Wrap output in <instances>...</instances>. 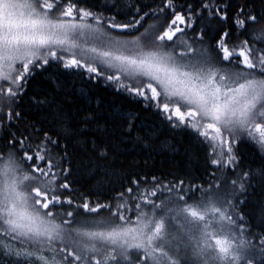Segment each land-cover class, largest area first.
<instances>
[{"label": "trees", "instance_id": "trees-1", "mask_svg": "<svg viewBox=\"0 0 264 264\" xmlns=\"http://www.w3.org/2000/svg\"><path fill=\"white\" fill-rule=\"evenodd\" d=\"M68 2L59 0L58 6ZM71 3L93 13L89 17L92 21L125 39L141 37L154 24L158 25L157 34H161L179 13L186 23L180 25L184 31L177 38L184 37L208 62V52L223 59L218 41L225 30L230 33L229 48L239 50L247 40L255 56L264 52V38L254 39L255 34L264 31V0H172V6L167 8L164 6L168 0H71ZM221 16L226 19L221 20ZM250 16L257 20L248 21L245 28L234 24L236 18ZM111 24H135V27L113 28ZM39 65L31 68L14 98L4 97L0 92V173L10 164L21 190L29 192L55 177L49 187L55 188L62 203L50 206L53 215L46 219L70 227L106 215L110 219L108 228L132 222L140 210L154 215L173 202L202 203L216 195V199L223 198L222 202L230 206L237 232L252 246L251 255L255 252V259L250 260L251 264H264V146L246 131L225 132L232 151L228 153L224 146L221 154L220 147L213 151L211 143L191 127L174 126L154 102L146 106L148 102L143 98L130 95L119 87V82L106 79V75L115 73L95 76L84 69H66L64 61L52 58ZM256 73L264 78L258 68ZM0 84L4 89L9 87L4 82ZM9 112L13 114L11 119ZM41 145L46 148L42 153L45 160L25 158L26 154L34 156ZM228 156L235 159L228 163ZM213 160L220 163L213 164ZM50 163L52 171L48 177L23 180L26 175L39 176L33 172L34 166L47 171ZM3 182L4 175L0 174V186ZM64 183L69 185L67 189L59 187ZM154 190L156 195H150ZM144 197L152 203H145ZM85 203L99 206L98 211L86 212L82 207ZM121 204L124 207L118 208ZM154 204L164 207L154 209ZM117 211L127 220L121 221L119 214L114 216ZM68 212L73 215L69 217ZM65 220L70 223L65 225ZM63 249L0 236V264H41L36 259L40 255L50 264H82L67 257L70 248ZM20 251L36 255L17 256L15 253ZM91 257L99 259L102 255ZM137 258L134 254V259L131 255L119 264H137ZM193 262L186 259L181 264ZM83 264L94 261L85 260Z\"/></svg>", "mask_w": 264, "mask_h": 264}, {"label": "snow or ice", "instance_id": "snow-or-ice-1", "mask_svg": "<svg viewBox=\"0 0 264 264\" xmlns=\"http://www.w3.org/2000/svg\"><path fill=\"white\" fill-rule=\"evenodd\" d=\"M58 4L59 0H0V82L9 83L7 89L0 84V92L4 97L14 98L17 95L21 82L31 72V66H40L37 61L47 64L49 57L60 59L64 61L66 69H84L90 74L101 76L105 73L98 70L96 61H99L103 68L116 71L115 75H106L107 80L119 82V87L130 95L142 97L148 102L146 106H151L154 102L157 110L173 122L174 126L191 127L211 143L213 151L220 147L223 154V148L227 146V152L231 153V146L224 133L231 134L236 130L246 131L249 137L264 146V78H255L253 72L224 73L218 68L207 66V58L202 53L197 54L198 50L191 46L186 52L180 53V57L186 59L178 60L172 54L159 51L160 48L167 47L165 41L175 42L177 34L184 31L180 27L186 23L183 15L175 14L161 34L148 30L142 33L143 46L141 37H138L133 41L116 42L110 50H100L97 47L83 48L69 39V34L76 33L77 30H80V35H83L84 29L97 31L92 25L83 23L93 13L77 8L71 0L62 10L58 8ZM171 6L172 0H168L164 7ZM54 9L59 13V18H52L55 15ZM77 16L81 21L79 23L75 22ZM65 17L71 19H64ZM220 18L226 19L224 16ZM256 20L255 16L236 18L234 24L238 28H245L248 21ZM139 23L140 21H136V24ZM110 27L129 28L135 27V24H111ZM229 36L230 33L225 30L218 41L223 60L232 63L233 57H237V64H242L246 69L258 68L264 73V52L255 56L254 49L249 47L247 40L239 50L229 48ZM262 38L264 31L254 36V39ZM54 46L70 53V57L66 59L58 56ZM145 47L153 50L145 51ZM77 48L80 49L79 53L73 51ZM129 48L133 49L132 54H125V49ZM122 77L130 82H123ZM12 115L9 112L8 118L11 119ZM15 115L18 116L19 113ZM45 151V146L41 145L34 156L26 154L25 158L29 161H43L45 155L42 153ZM234 159V156H228V163ZM212 163L219 164L220 161L213 160ZM10 168V164L6 165L0 174L7 176ZM51 171V163L47 171L34 166L33 172L39 173V176L26 175L23 180L36 181L40 177H48ZM54 180L55 177L41 182L32 187L30 192L21 190L15 180H4L0 186V236L38 244L47 242L48 245L63 238L62 226L46 219L53 215L50 206L62 203L55 188L49 187ZM235 183L233 181L234 185ZM59 187L67 189L69 185L64 183ZM128 191L132 192V189ZM150 195L155 196L156 191H152ZM180 199L183 200L184 197L181 196ZM144 202L152 203L147 197H144ZM82 207L86 212L93 213L99 208L90 207L88 203ZM123 207V204L118 206ZM163 207V204L153 205L154 209ZM136 208L139 209L140 204ZM117 214L121 221L127 220L118 211L113 213L114 216ZM67 215L71 217L73 213L68 212ZM177 215H182L186 224L201 233L202 239L197 241L194 249L197 260L203 259L204 264H244L247 241L235 240L233 226L236 221L222 205L216 206L211 201L208 204L186 205L179 209ZM63 223L68 225L70 221L65 220ZM239 227L243 230L242 225ZM165 230V217L154 219L140 212L135 224L131 226L123 224L104 230L76 229L75 237L72 238L79 237L77 243L81 245V252L84 254L68 250L67 256L82 264L85 260L94 261V264H119L121 258L129 259L131 250H137L141 253L137 264H178L165 249ZM105 246H110L106 255L99 259L87 257V252L100 253ZM117 249L120 250L119 253ZM5 251L10 252L7 248ZM15 254L26 257L36 255L30 251ZM36 259L41 264H50L42 255L36 256ZM248 264H251L250 260Z\"/></svg>", "mask_w": 264, "mask_h": 264}, {"label": "rangeland", "instance_id": "rangeland-1", "mask_svg": "<svg viewBox=\"0 0 264 264\" xmlns=\"http://www.w3.org/2000/svg\"><path fill=\"white\" fill-rule=\"evenodd\" d=\"M63 7L64 6H58V8H60L61 10L63 9ZM54 12H55V15L52 16V18L53 19L59 18V13L56 12L55 9H54ZM64 19H71V18L65 17ZM75 22H77V23L81 22V21H79L78 16L75 18ZM83 23L92 25V28L97 30V31H92L90 29H84L83 35L79 34L80 30H77L76 33H70L69 34L70 41L79 44L83 48L97 47L100 50H110L111 46L113 44H115L116 42H127V41H133L136 39V38L125 39L121 36L111 34L101 24H98V23L92 21L89 17L85 21H83ZM157 30H158L157 24L152 25V27L150 29H148V31L154 32L155 34H157ZM164 44H165V42H164ZM141 46H143V38L142 37H141ZM188 47H189V45L187 44L186 39L184 37L180 36L179 38H177L175 40L173 45H167V47L160 48L159 51L165 52L168 54H172L179 60V59H186V58L180 57V53L186 52ZM54 50L57 52L58 56H63L66 59L70 57V53L64 52L60 48H55V46H54ZM131 50L133 51V49H131V48L125 49V54H132V52H130V53L128 52ZM144 50L150 51L153 49L151 47H145ZM73 51L79 53L80 49L77 48V49H74ZM208 54H209V64L207 66L218 68L224 73L253 72L255 75V78H257V79L263 78L262 76L257 75L256 69H246L243 67L242 64H237L236 63L237 59H232V63H229L228 61H224L220 57H216V55H212L211 52H208ZM50 58L51 57H49L48 60ZM78 58H79V56H78ZM36 63L37 64H44L42 61H37ZM34 66L35 65L31 66V68H33ZM96 66L98 69L102 70L104 73H108L110 71V72L116 74V71L114 69L103 68L99 61H96ZM17 67L19 68L20 66L17 65ZM122 79H123V77H122ZM0 83H2V82H0ZM4 83H6L5 85H9V83L6 81ZM140 98H142V97H140ZM183 126H185V125H183ZM4 167H3V169H4ZM5 179H7L9 182H11L12 180H15L16 182H18L17 181V175H15V172L12 171L11 169L8 171L7 176L4 175V180ZM215 196L208 197L206 200H204L200 204H208L209 201H211V202L215 203L216 206L222 205L223 208H225L227 210L228 214L232 215L230 206L226 202H222L223 198L216 199ZM220 199H221V201H220ZM193 204H198V203H191V204H186V205H193ZM186 205H184V204L177 205L173 202L166 210L159 211V213H155L154 215H153V212L149 213V212H147L146 209H144L142 211L140 210V212H143L146 214V216L149 215V217H152L154 219H160L161 217L166 218L165 249L168 250L170 252V255L174 259L177 260L178 264H181L186 259L187 260L192 259V261L195 262V263L193 262L194 264H204L203 259L197 260V258L194 256L195 245H196L197 241H200L202 239L201 233L199 231L192 229L190 225L186 224L184 217L182 215H177V212L179 211V209H182ZM137 216L135 217V219L132 222L125 223V224H128L130 226L134 225ZM210 218H211V214H210ZM109 220H110L109 217H107L106 215L105 216L101 215L99 217L92 218L91 220L83 221L79 224H75V225L70 226V227L61 225L62 226L61 235L63 238L53 241L51 246L53 248H56L59 250L63 249L64 247H67V248H70V250H76L78 254H84L81 252V245L79 243H77V241L79 240V237H76L75 239L72 238V237H75V230L76 229L103 230L104 228L107 227V223ZM51 221L55 224H58L54 220H51ZM111 227H116V226H109L108 228H111ZM237 230H238V226L236 224L233 226V233H234L235 240L237 242H239L241 239H244V238L241 234H239L237 232ZM69 234H71V236ZM26 243L30 244L32 242L26 241ZM44 245H48L47 242H45ZM251 247L252 246L247 243V247L245 250L244 264H248L249 260L255 259V256H254L255 252H254V255H251V253L253 252L252 251L253 249ZM108 248H110V246H105L101 250L100 253L87 252L86 255H87V257L92 256V255L93 256H99V255L103 256V255L107 254ZM119 251L120 250L117 249V253H119ZM134 251H136V252H134ZM133 252H134V254H137L138 256L141 255V253L138 252L137 250H133V251H130L129 259H130L131 255H132V259H134V254H132ZM67 257H69V256H67ZM123 261H126V260L121 258L119 262H123ZM110 264H113V262H110Z\"/></svg>", "mask_w": 264, "mask_h": 264}]
</instances>
